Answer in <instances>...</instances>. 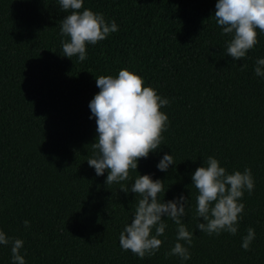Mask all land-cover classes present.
Returning <instances> with one entry per match:
<instances>
[{"label":"trees","instance_id":"1","mask_svg":"<svg viewBox=\"0 0 264 264\" xmlns=\"http://www.w3.org/2000/svg\"><path fill=\"white\" fill-rule=\"evenodd\" d=\"M217 2L84 0L81 12L102 13L118 31L87 44L80 61L62 56L70 38L60 23L70 13L58 0H0V230L24 241L25 264H264V76L254 72L264 32L257 29L258 43L234 60L232 35H222L213 17ZM123 68L169 100L160 109L168 122L160 148L128 180L107 185L108 171L97 176L87 162L98 138L89 104L100 91L97 77ZM166 153L175 164L163 172L157 164ZM210 156L227 174L251 169L254 190L239 201L245 209L235 235L197 228L192 175ZM139 175L164 180L161 202L189 198L181 219L192 244L180 241L189 260L166 257L177 242L167 217L155 255L140 259L121 248L141 198L130 191ZM249 227L255 239L245 250ZM0 264H13L11 243L0 245Z\"/></svg>","mask_w":264,"mask_h":264},{"label":"clouds","instance_id":"2","mask_svg":"<svg viewBox=\"0 0 264 264\" xmlns=\"http://www.w3.org/2000/svg\"><path fill=\"white\" fill-rule=\"evenodd\" d=\"M58 2L62 10L70 13L60 23L61 35L70 38L62 41V56L71 59L78 56L80 61H84L87 58V44L95 45L110 33L118 31L116 22L107 23L102 13L91 9L81 12L84 0ZM213 17L222 28V35H232L227 45V55L241 60L258 43L257 29L264 32V0H218ZM255 63V74L264 76V58L257 59ZM245 68L246 64L242 70ZM96 84L100 91L89 107L97 124L98 138L91 144L97 151L87 162L95 169L97 176L104 175L107 170L106 184L110 185L128 180L130 171L137 170L138 161L160 148L168 122V116L160 109L170 102L162 99L152 87H145L143 78L128 68L121 69L116 77L101 75L97 77ZM174 164L173 155L166 153L157 168L167 172ZM192 181L198 190L196 213L203 221L198 223V230L209 235H219L221 232L235 235L240 214L245 209V204L239 201L245 190L249 194L254 190L251 169L227 174L218 159L210 156L204 166L195 170ZM121 189L129 191L127 188ZM130 191L141 198L131 223L120 234L121 248L131 250L140 259L155 255L163 243L158 237L165 233L167 217L177 225V242L166 257L178 256L182 260H189V249L180 242L185 241L189 246L192 244L193 234L181 219L186 216L189 198L181 195L174 200L161 202L159 194L164 191V180H153L151 175H139ZM24 224L25 227L30 226L27 220ZM254 239L255 230L249 227L242 247L249 250ZM10 243L13 264H25V257L20 251L24 241L10 240L0 230V245Z\"/></svg>","mask_w":264,"mask_h":264}]
</instances>
